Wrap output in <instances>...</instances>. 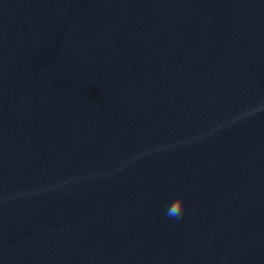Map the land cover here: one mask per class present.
<instances>
[{
    "label": "clouds",
    "instance_id": "obj_1",
    "mask_svg": "<svg viewBox=\"0 0 264 264\" xmlns=\"http://www.w3.org/2000/svg\"><path fill=\"white\" fill-rule=\"evenodd\" d=\"M186 211L185 195L183 193L177 194L168 204L165 209V216L174 219L181 220Z\"/></svg>",
    "mask_w": 264,
    "mask_h": 264
}]
</instances>
